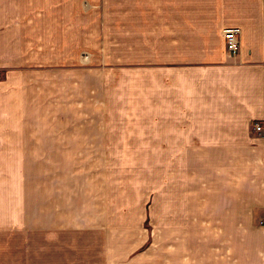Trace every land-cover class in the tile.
Listing matches in <instances>:
<instances>
[{
  "label": "crops",
  "instance_id": "crops-1",
  "mask_svg": "<svg viewBox=\"0 0 264 264\" xmlns=\"http://www.w3.org/2000/svg\"><path fill=\"white\" fill-rule=\"evenodd\" d=\"M114 2L118 70L104 68L102 75L89 66L76 67V62L51 73L39 68L28 73L27 59L16 49L20 33L15 27L5 29L2 22L1 225L11 223L12 190L21 219L28 162L72 164L80 160L75 158V148H102L99 161L146 162L148 175L144 183L139 172L132 181L118 177L114 170L109 180L104 179V187L98 188L104 190L101 209L147 211L148 203H161V225L168 235L182 236L192 218L201 225L208 216L199 208L201 190H216L218 195L226 190L230 198L226 222H222L228 227L225 241L239 243L235 228L242 220L232 195L234 190H257L258 209L250 206L255 215L244 220L250 232L259 233L250 264H264V224L260 225L264 219V130L253 129L256 122L264 123V0ZM236 27L241 28V49L230 55L223 30ZM11 34L19 36L12 39ZM108 74L118 75L113 78L118 85L108 83L112 81ZM91 82L98 85L94 91ZM92 91L98 93L93 103L102 108L93 122ZM44 147L52 148L45 158ZM86 157L83 160L89 162L91 157ZM158 164L156 183L153 168ZM35 190L39 194L42 189ZM83 190L89 201L91 187ZM128 190L134 196L132 204V199L122 197ZM141 192L150 193V199L138 197ZM192 203L200 212L197 208L192 212ZM116 216L113 222L106 220L105 226L118 227ZM60 219L58 228L77 226L75 221ZM250 238L253 248L254 237Z\"/></svg>",
  "mask_w": 264,
  "mask_h": 264
},
{
  "label": "rangeland",
  "instance_id": "rangeland-1",
  "mask_svg": "<svg viewBox=\"0 0 264 264\" xmlns=\"http://www.w3.org/2000/svg\"><path fill=\"white\" fill-rule=\"evenodd\" d=\"M115 5L114 0H0V27L4 22L5 29L10 31L15 27L20 33L16 49L21 57L25 55L28 73L33 74L37 68L51 73L52 70L69 68V63L76 62V67L89 66L92 70L101 71L102 75L104 68L118 70V18ZM8 35L10 36L9 32ZM15 36L19 35H12V39ZM2 74L3 70L0 69V76ZM114 77L118 78V75L108 74V80H112L108 83H112V86L118 85V82L113 81ZM90 84L91 90L98 88L94 82ZM93 91L89 97L91 122L95 120L94 114L102 110L93 103L94 94L98 96ZM46 100L48 99H43ZM88 105L83 109H87ZM43 150L45 158L52 148L44 147ZM100 151L99 148L92 147L75 148V158L80 156V160L76 159L72 164L27 163V190L23 206L21 205V219L17 214L18 206L13 202L12 190L10 226L5 224L3 227L0 223V264L252 262L259 233L250 232V226L246 225L245 220L255 215L250 206L256 211L258 209L257 190H234L232 195L239 211L238 218L242 220L241 225L235 228L239 243L227 244L225 241L228 227L222 224L226 222L223 218L227 217L226 206L230 198L226 195V190H222L220 195L216 190H201L202 204L199 208L208 216L203 218L201 225L196 224L197 221L192 218V222L181 233L182 236L173 233L168 235L161 225V203L155 204L156 206L152 202L148 203L147 211L138 207H127L120 212H105L101 209L103 205L99 199L104 197V190L98 188L104 187V179L109 180L116 173L114 170L118 171V177L130 178L132 181L139 172L140 179L144 178L145 183L148 168L147 163L142 161L103 163L98 158ZM86 156L91 157L89 162L83 160ZM160 165L153 168L156 183ZM134 185L138 186L135 182ZM86 186L92 189L89 201L87 190H83ZM38 188L42 189L39 194L35 192ZM231 191L229 190L230 194ZM141 196L143 200H147L151 194L141 192L138 197ZM122 197L134 198L129 190ZM252 198L253 203L250 202ZM130 201L132 204L133 199ZM196 206L198 205L192 203V212L196 210ZM230 207L229 202V210ZM199 208L197 213L200 212ZM110 215L111 218L117 215L118 227L109 224L105 226L106 220L109 222L111 219L108 218ZM142 215L145 218L140 221ZM59 218L75 221L77 226L70 229L58 228ZM0 220L2 221L1 215ZM52 220L55 227L52 226ZM110 221L113 222V219ZM261 224H264V219H260ZM250 235L255 241L253 248Z\"/></svg>",
  "mask_w": 264,
  "mask_h": 264
},
{
  "label": "built area",
  "instance_id": "built-area-1",
  "mask_svg": "<svg viewBox=\"0 0 264 264\" xmlns=\"http://www.w3.org/2000/svg\"><path fill=\"white\" fill-rule=\"evenodd\" d=\"M223 35L226 41L227 52L230 55H236L241 49V28H225ZM254 131L260 133L264 130V123L256 122L253 127Z\"/></svg>",
  "mask_w": 264,
  "mask_h": 264
}]
</instances>
